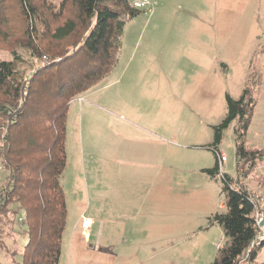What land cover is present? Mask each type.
<instances>
[{"label":"rangeland","instance_id":"1","mask_svg":"<svg viewBox=\"0 0 264 264\" xmlns=\"http://www.w3.org/2000/svg\"><path fill=\"white\" fill-rule=\"evenodd\" d=\"M150 2V12L126 21L111 72L69 103L57 264L214 261L225 237L213 218L225 211V196L221 180L204 170L214 165L212 126L225 116V94L240 96L249 65L260 82L245 138L264 147V0ZM10 51L0 49V60L12 59ZM16 52L24 75L46 60L20 46ZM233 126L218 146L223 170L260 196L264 162L236 179ZM82 216L97 221L85 242ZM5 232L0 264H16L25 239L17 227Z\"/></svg>","mask_w":264,"mask_h":264},{"label":"trees","instance_id":"2","mask_svg":"<svg viewBox=\"0 0 264 264\" xmlns=\"http://www.w3.org/2000/svg\"><path fill=\"white\" fill-rule=\"evenodd\" d=\"M9 8L18 17L14 28ZM140 12L130 0H0V49L11 48L13 56L0 60V248L5 228L17 227L25 243L16 264L58 262L67 215L60 176L69 103L111 72L125 23ZM19 46L46 59L31 67L27 82L18 67ZM259 82L249 65L240 96L225 94V116L212 126L215 161L204 171L222 182L225 211L213 219L225 238L211 264H264L258 260L264 244L249 248L257 236L254 198L225 172L218 176L217 160L222 133L234 123L236 179L264 162V147L245 138Z\"/></svg>","mask_w":264,"mask_h":264},{"label":"built area","instance_id":"3","mask_svg":"<svg viewBox=\"0 0 264 264\" xmlns=\"http://www.w3.org/2000/svg\"><path fill=\"white\" fill-rule=\"evenodd\" d=\"M131 5L137 9H145L147 12H150L152 9V3L150 2V0H133L131 2ZM30 75H31V72L24 76V80L26 82ZM217 160L219 164L218 176H221L222 173L224 172L223 165L226 161V157L221 151L217 154ZM250 193L252 194L254 201L256 203V207L253 212V218L256 224V229H257L256 239L250 244V247H249V248H252L253 246H261L264 244V195H263L264 191L262 195L260 196H255V194H253L252 192ZM90 224H91L90 220L82 216V219H81L82 228L87 229L90 226ZM221 246H222V242H219L216 245L217 248H220Z\"/></svg>","mask_w":264,"mask_h":264},{"label":"crops","instance_id":"4","mask_svg":"<svg viewBox=\"0 0 264 264\" xmlns=\"http://www.w3.org/2000/svg\"><path fill=\"white\" fill-rule=\"evenodd\" d=\"M131 1V0H130ZM80 98H81V96H80ZM69 108V107H68ZM66 122H67V118H66ZM155 138H158V136L156 135V133L155 134H152ZM65 150H66V144H65ZM67 155V154H66ZM99 172V170H98V168L96 169V173H98ZM83 217H85V218H88L89 220H90V222H91V224H90V226L87 228V229H83L82 227H81V224H80V232H79V238H80V240L81 241H87V238L89 237V234H90V231H91V228L95 225V223L97 222L96 221V219L94 220V219H92L91 217H86V216H83ZM80 221H81V218H80Z\"/></svg>","mask_w":264,"mask_h":264}]
</instances>
